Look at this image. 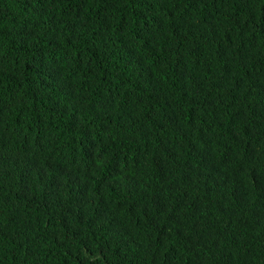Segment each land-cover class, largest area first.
<instances>
[{
    "label": "trees",
    "instance_id": "16d2710c",
    "mask_svg": "<svg viewBox=\"0 0 264 264\" xmlns=\"http://www.w3.org/2000/svg\"><path fill=\"white\" fill-rule=\"evenodd\" d=\"M0 264H264V0H0Z\"/></svg>",
    "mask_w": 264,
    "mask_h": 264
}]
</instances>
